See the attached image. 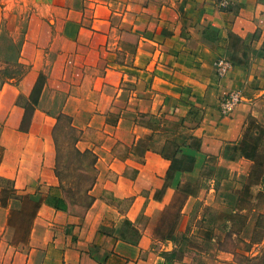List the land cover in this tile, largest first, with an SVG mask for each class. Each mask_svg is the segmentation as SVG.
I'll use <instances>...</instances> for the list:
<instances>
[{
	"label": "crops",
	"instance_id": "obj_1",
	"mask_svg": "<svg viewBox=\"0 0 264 264\" xmlns=\"http://www.w3.org/2000/svg\"><path fill=\"white\" fill-rule=\"evenodd\" d=\"M7 1L29 9L14 58L28 70L17 83L8 80L0 86V177L13 181L17 195H39L28 247L21 253L23 264H243L237 260L240 253L260 257L264 237L245 238V250L213 254L192 244L194 225L188 217L199 199L192 193L186 195L181 213L187 215L173 235L162 237L157 228L181 177L198 176L210 156L239 146L250 121L259 127L255 134L258 130L264 136V0H226L225 5L221 0ZM119 33L135 38L130 63L115 61L119 47L114 36ZM46 46L58 60L52 62L39 105L22 130L24 109L16 98L29 96L41 73L38 51ZM219 57L233 64L222 78L214 71ZM87 64L95 73L87 129L95 130L91 122L102 118L96 129L102 139L83 141L82 150L95 155V178L88 189L90 202L77 214L45 202L50 188L59 185L50 129L44 126L47 117H54L37 113L46 88L52 87L65 93L61 112H68L78 100L68 74ZM233 89L241 90L242 100L223 116L218 102ZM136 111L180 122L198 143L197 148L189 143L180 147V154L193 161L174 171L169 184L171 161L154 147L137 149L141 130L148 126L123 125L121 113ZM76 114L78 109H71L69 115ZM110 116L117 120L106 122ZM252 158L239 156L250 163Z\"/></svg>",
	"mask_w": 264,
	"mask_h": 264
},
{
	"label": "rangeland",
	"instance_id": "obj_2",
	"mask_svg": "<svg viewBox=\"0 0 264 264\" xmlns=\"http://www.w3.org/2000/svg\"><path fill=\"white\" fill-rule=\"evenodd\" d=\"M28 11L29 9L23 4H11L6 0L0 2V67L2 69L13 67L16 49L21 45L24 37ZM51 13L48 20L53 23L54 16L53 12ZM119 35L114 36L115 40H118L116 47H119L115 61L130 63L131 50L136 43L135 38L129 33H119ZM50 49L47 46L40 48L37 57L38 63H42L40 72L44 75L45 83L52 62L58 60L55 50ZM18 68L28 70L26 64H21ZM1 73L2 70L0 75ZM57 73L56 71L58 77ZM94 74L92 64H87L85 67L78 65L68 74L75 84L71 89L76 91L78 96V100L71 103L73 112L74 109H78L75 117L69 115L70 108H67L66 113L61 112L66 95L56 87L46 88L37 113L41 115V112L47 111L54 117H47L44 126L49 127L54 143H52L53 170L59 182L57 193L65 197L66 210L77 214H81L86 208L88 198H84L83 195L92 186L95 178L93 167L95 155L87 149L82 150L85 146L83 141L91 138L93 142H97L102 139L100 133L96 132L102 118L91 122L95 130L87 129V124L92 120L87 109L93 108L94 105L92 85ZM16 103L20 106L29 104L27 96L23 94L17 96ZM121 114L124 127L142 124L150 129L141 130L142 138L137 149L151 146L163 150L169 156H175L174 151L178 147L186 143L191 145L196 143L195 140L189 139V132L185 126L164 115L152 117L137 111ZM116 120L117 117L110 116L106 122L114 123ZM34 123L40 125L41 121L35 120ZM256 128L259 127L250 121L239 146L229 147L219 156H210L198 176L186 175L179 179L172 200L161 215L157 228L160 236L173 235L178 227L177 224L185 219L187 212L181 213V208L186 195L192 193L199 198L188 217L190 225H194V232L190 236L192 244L213 254L218 249L245 250L249 247V243L244 241L245 238L251 241L262 240L264 237V136L258 130L255 134L253 130ZM75 137L79 141L75 140ZM5 142L10 143L11 139H6ZM75 147L80 154L76 153ZM1 150L2 146L0 153ZM241 153L253 154V162L240 160ZM181 162L175 163V166L188 165L186 160ZM172 174L171 168L166 184H169ZM13 184L12 180L0 177V264H23L21 253L26 252L28 247L32 219L39 206L38 194L17 195ZM160 193V191L155 192L156 195ZM122 204H126V201ZM250 225H254L252 230L249 228ZM176 237L179 238L180 235L177 234ZM198 241L200 245L197 244ZM237 260L243 264H264V246L257 259H248L240 253Z\"/></svg>",
	"mask_w": 264,
	"mask_h": 264
},
{
	"label": "trees",
	"instance_id": "obj_3",
	"mask_svg": "<svg viewBox=\"0 0 264 264\" xmlns=\"http://www.w3.org/2000/svg\"><path fill=\"white\" fill-rule=\"evenodd\" d=\"M19 65H21L20 62H14L12 64L13 67H5L3 69H2V67H0V70H2V73L0 75V86L8 80H13L14 83H17L22 78V76L26 73L27 69L26 68H18ZM44 79H45L44 75L42 73H40L38 75V78L36 79L34 87L32 88L29 96H27V102L29 104L22 105V107L24 109L23 117H22L21 124H20V128L22 130H26L28 128V125L30 123V120H31V117L33 114L34 107L38 102L40 93L42 91V88H43V85L45 82ZM71 124H72V122H70V125ZM75 140H77V138ZM195 142L196 143L194 145L189 144V146H194V148L195 147L197 148L198 143L196 140H195ZM75 151H76V153L80 154L79 150L76 147H75ZM180 151H181V149H180V147H178L174 151L175 156H169L165 152H163V150L158 149V152L162 156H164L165 158H167L171 161L170 169L172 168L173 172L183 170L184 168H186V167H183L180 165L175 166V163H182L181 160L182 161L186 160L189 165L192 164V161H193L192 156L185 155L182 153L180 154ZM177 155L179 157H177ZM177 158H179L180 160ZM169 172L170 171H168V175H169ZM172 175H171V177H172ZM58 188H59V186L52 188V189L50 188L49 193L45 198V202L55 209L66 210V199L62 194L57 193ZM188 194H190V193H188ZM83 197L88 198V201H86V204L88 205L90 202V196L88 194V190L86 191L85 195H83Z\"/></svg>",
	"mask_w": 264,
	"mask_h": 264
},
{
	"label": "built area",
	"instance_id": "obj_4",
	"mask_svg": "<svg viewBox=\"0 0 264 264\" xmlns=\"http://www.w3.org/2000/svg\"><path fill=\"white\" fill-rule=\"evenodd\" d=\"M221 4L225 5L226 0H221ZM233 67L231 61L219 57L214 61V71L218 78L224 77ZM242 92L240 89H233L227 92L218 102V108L223 116L229 115L234 107L241 102Z\"/></svg>",
	"mask_w": 264,
	"mask_h": 264
}]
</instances>
